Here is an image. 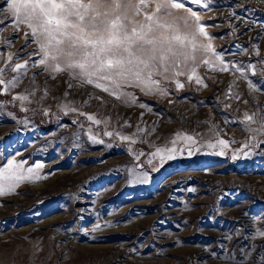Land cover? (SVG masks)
Listing matches in <instances>:
<instances>
[{"label": "rangeland", "instance_id": "obj_1", "mask_svg": "<svg viewBox=\"0 0 264 264\" xmlns=\"http://www.w3.org/2000/svg\"><path fill=\"white\" fill-rule=\"evenodd\" d=\"M184 2L203 83L110 94L45 70L0 0V264H264V0Z\"/></svg>", "mask_w": 264, "mask_h": 264}, {"label": "snow or ice", "instance_id": "obj_2", "mask_svg": "<svg viewBox=\"0 0 264 264\" xmlns=\"http://www.w3.org/2000/svg\"><path fill=\"white\" fill-rule=\"evenodd\" d=\"M210 2L187 0L203 8ZM5 3L17 30L25 25L30 30L25 36L35 38L42 56L39 64L45 70L66 72L110 94H116L125 85H139L151 93L158 83L155 77L173 79L185 75L186 70H190L188 81L195 79L202 84L196 75L200 59L208 66H211L205 58L208 53L220 59L211 43L198 42L199 37L208 38V33L200 16L185 7L184 0H5ZM182 12L187 15H181ZM12 59L9 55L8 60ZM26 64H16L12 71L19 73ZM5 70L0 69V73ZM7 84L15 86L13 80ZM183 86L176 81L178 89ZM249 88L253 85L249 84ZM155 90L166 94L164 89ZM116 98L120 99V95ZM254 115L246 113L245 120L253 121ZM87 118L100 123L91 115ZM219 144L227 147L224 140Z\"/></svg>", "mask_w": 264, "mask_h": 264}, {"label": "bare ground", "instance_id": "obj_3", "mask_svg": "<svg viewBox=\"0 0 264 264\" xmlns=\"http://www.w3.org/2000/svg\"><path fill=\"white\" fill-rule=\"evenodd\" d=\"M31 189V188H30Z\"/></svg>", "mask_w": 264, "mask_h": 264}]
</instances>
